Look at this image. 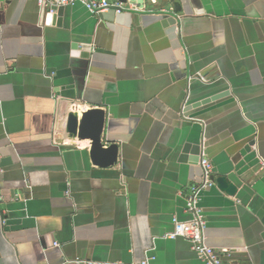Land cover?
<instances>
[{
    "label": "crops",
    "instance_id": "obj_1",
    "mask_svg": "<svg viewBox=\"0 0 264 264\" xmlns=\"http://www.w3.org/2000/svg\"><path fill=\"white\" fill-rule=\"evenodd\" d=\"M121 4L48 20L35 0H0V264H205L169 237L192 219L202 158L205 244L264 264V0ZM95 108L112 166L65 131Z\"/></svg>",
    "mask_w": 264,
    "mask_h": 264
},
{
    "label": "built area",
    "instance_id": "obj_2",
    "mask_svg": "<svg viewBox=\"0 0 264 264\" xmlns=\"http://www.w3.org/2000/svg\"><path fill=\"white\" fill-rule=\"evenodd\" d=\"M41 8L50 6H71L75 3L84 5L92 14H101L106 10L113 9L116 13H121L124 10L132 9L124 7L121 3H113L108 0H35ZM202 168L201 181L192 186L188 196L186 197V211L192 215V219L187 222H182L173 219L174 230L169 235L171 238L182 237L191 244L192 250L205 264H223L219 253L212 247H209L204 242V227L205 222L198 207V196L202 189L213 184V171L209 161L205 158L200 162ZM92 264V263H88ZM140 264H148L147 259Z\"/></svg>",
    "mask_w": 264,
    "mask_h": 264
},
{
    "label": "water",
    "instance_id": "obj_3",
    "mask_svg": "<svg viewBox=\"0 0 264 264\" xmlns=\"http://www.w3.org/2000/svg\"><path fill=\"white\" fill-rule=\"evenodd\" d=\"M150 0H118L120 3H131L134 5L142 6L144 2ZM48 12L47 18L50 20L54 18L51 13H56L57 16H61L64 10V6H50L44 9ZM75 47V46H74ZM82 50H88V46H82ZM86 56V54H82ZM217 96H215L216 98ZM219 97V96H218ZM215 98H207L201 103L205 104ZM106 114L100 108L90 109L81 113L78 110H72L67 114L65 131L69 138H77L79 140L90 141V158L93 164L100 167L112 166L117 161L118 147L116 144L111 143L108 146L104 144V128H105ZM188 147H185V151ZM3 160H0V167H3ZM217 187L228 195H234L236 193V186L229 181L225 176H218L215 178Z\"/></svg>",
    "mask_w": 264,
    "mask_h": 264
}]
</instances>
